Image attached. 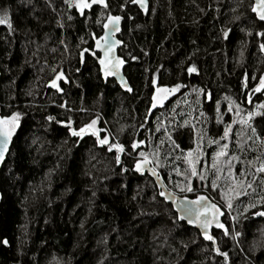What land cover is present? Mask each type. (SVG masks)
I'll return each instance as SVG.
<instances>
[{
  "label": "trees",
  "instance_id": "1",
  "mask_svg": "<svg viewBox=\"0 0 264 264\" xmlns=\"http://www.w3.org/2000/svg\"><path fill=\"white\" fill-rule=\"evenodd\" d=\"M106 2V10L96 5L81 16L63 0H0V12L11 18V27L0 25V116L22 113L0 172V241H7L0 243V264H264V217L244 211L264 197V173H255L264 143L240 122L264 103L261 91H253L264 75V35L256 36L264 23L251 12L252 0H150L146 13L125 0ZM108 12L122 17L118 55L127 63L130 93L105 82L92 55L78 54L94 49L92 35H103ZM189 66L196 71L188 73ZM53 69L68 80L57 81L62 92L49 86ZM153 75L157 86L182 88L151 110ZM69 119L74 128L97 119L101 138L125 146L121 163L96 137L70 136ZM260 119L252 121L258 130ZM133 141H143L137 151ZM224 143L227 157H214ZM140 152L169 190L206 194L224 209L229 235L222 229L211 235L227 261L178 219L148 174L135 172ZM192 169L202 176H191ZM241 169L256 180L234 199L229 177L241 178ZM189 181L193 191H179L177 184Z\"/></svg>",
  "mask_w": 264,
  "mask_h": 264
},
{
  "label": "snow or ice",
  "instance_id": "2",
  "mask_svg": "<svg viewBox=\"0 0 264 264\" xmlns=\"http://www.w3.org/2000/svg\"><path fill=\"white\" fill-rule=\"evenodd\" d=\"M63 3L67 5L68 9H75L76 13H79L81 16L85 15V10H91L93 6H100L103 9L108 8V4L106 0H63ZM133 4L138 5L140 10L146 9V0H125V4ZM125 4H122L120 6L121 11L124 10ZM251 12L255 13L256 19L264 22V0H255V3H253L250 7ZM67 15L68 20L73 19V15L65 13ZM122 17L120 15H112L110 12L106 14L105 22L103 23L104 28V34L99 36L97 38L95 35H92V39L95 42V48H84L82 49L78 54L81 57V60H83V57L85 53H89L93 56V58L96 60V63L99 64V73L102 78H104L105 82H107V78L110 76L116 77V79L120 82L121 87L128 89L131 91L130 88H128V85L124 82L123 78L120 76V67L125 63V61L118 56L113 54V48L116 44L121 43L119 40H111V34L114 32H118L119 29V23L121 21ZM131 19V17H129ZM97 24L101 23V19L99 16H97L96 20ZM59 23V21H58ZM7 24L9 27H11V23L8 19L7 11H5L4 16L0 17V25ZM264 35V33L258 31L256 32V36L260 37ZM229 37V30L228 29H222V38L227 39ZM261 52H264V44L260 45ZM97 52L100 53V55H97ZM132 59H136V57H131ZM196 69L194 66H189L187 68L188 73L195 72ZM54 76L49 81V86L54 88L57 92H62L63 89L60 88L57 84L58 80H63L64 83H68L67 78L64 76L62 72H56L55 69H53ZM151 84L155 88V92L151 93V104L152 107H156V102L159 100L161 105L163 103V100L167 98L169 94H173L176 91L180 90L182 88V85L180 83H176L171 87L168 86H157V79L155 75L151 77ZM264 88V75L259 77V86H257L253 91L259 92L261 89ZM200 90H197V93L199 94ZM157 93H160L159 97L157 96ZM249 103H251V97L248 98ZM63 107V105H61ZM240 114L239 106H237V115ZM203 115V113H201ZM260 117L261 119L258 121L259 124L264 125V103L257 104L256 108L252 109L251 111H248L247 115L241 119V123L248 129H250L252 136L255 137V141H259L264 143V128H261L258 130V128L252 123V121L256 118ZM22 119V113L13 111L10 114L2 115L0 116V162H3L5 160V154L8 151L9 143L13 139V136L17 132V129L20 127ZM47 120L52 121L54 118L49 116L46 117ZM235 122V121H233ZM58 123L64 124L63 121H58ZM73 122L71 119L67 121L65 124V127L67 129V132L72 137L77 138H83L85 135H91L96 137V143L98 145L107 146V150L109 152H112L113 149H115V160L117 164L121 163L120 154L124 152L125 146L120 143H110L109 142V136L105 135L103 138H101L98 133L102 131V129H98L96 127L97 125V119H92L87 124H84L78 128H74L72 126ZM231 128V125H226L223 131V136L221 137L222 140H227L229 136V130ZM169 140H172L171 137H169ZM138 143H143V141H133L132 142V149L135 150ZM209 144L217 143L215 140H209ZM172 144L175 147H179L175 144V141H172ZM228 147L227 143H224L220 145V151L215 152L213 155L214 157H220L225 156L227 157V153L223 151V149H226ZM183 151V150H181ZM195 149H190L189 152H193ZM139 156L142 157L140 160L135 161V171L136 172H143V168L147 166L151 161L146 156L145 153L140 152ZM235 158V157H233ZM195 160H198V157L195 158ZM229 163V172H231V164ZM251 166L252 162H248ZM219 161L214 160V167H217V178L219 173V167H218ZM191 167V165H190ZM151 174L153 176H157V173L154 169H149ZM255 173H264V163H261L259 167L255 169ZM255 173L246 172L243 169L240 171V177L236 178L234 176H230L229 179L231 180V184L228 186L227 192L232 195V198L238 199L241 195H247V189H252L253 182L256 180ZM177 175H180L179 171H177ZM191 176H197L201 175L202 173L198 172L195 169H192L190 172ZM243 177H251L250 180L243 179ZM185 180H188V177L185 176ZM261 183H264V179L260 181ZM177 188L179 191L184 192L193 191V187L190 183V181L184 185L177 184ZM217 185L216 180L214 179L212 181V190L216 191ZM264 190V189H262ZM161 197H167L170 194L161 191L159 193ZM220 196L222 199L225 197V192H221ZM207 197L203 195H198L195 200L192 201H186V204L189 205V207H182L184 215L178 216V219L184 220L187 218V222L189 225H194L197 228L200 229L201 234L203 235L205 240L211 241L213 244V250L217 252L218 255H222L225 258V261L228 259V254L225 252L219 251L215 247V237L214 235L209 234V229L212 228L214 225L217 229L224 230V235H229L228 230L225 228V225L220 221L219 217L221 215H224L222 212L221 206H218L215 203H209L207 202ZM173 205L175 206V200L173 201ZM224 207H227L228 209H231L233 207L231 200L225 199V203L223 205ZM257 209L256 211L252 212L251 214L253 216H262L264 217V197H259L257 202L255 204H248L244 206V211L248 212L250 209ZM232 235L238 237L240 235L239 232H236L233 230ZM0 243L7 244V241H0Z\"/></svg>",
  "mask_w": 264,
  "mask_h": 264
},
{
  "label": "water",
  "instance_id": "3",
  "mask_svg": "<svg viewBox=\"0 0 264 264\" xmlns=\"http://www.w3.org/2000/svg\"><path fill=\"white\" fill-rule=\"evenodd\" d=\"M252 2L255 3V0H252ZM136 6H137V8L139 9V6H138V5H136ZM139 10H140V9H139ZM149 10H150V0H146V9H145V10H140V11L146 13V12H148ZM253 14L255 15V13H253ZM255 17H256V16H255ZM258 21H259V20H258ZM259 22H261V21H259ZM262 23H264V22H262ZM119 29H120V24H119ZM118 32H119V31H118ZM118 32H114V33L111 34V37H110L111 40H113V41H115V40H119L118 37H117ZM103 34H104V32H103ZM119 41H120V40H119ZM120 42H121V41H120ZM121 45H122V42L119 43V44H116V45L114 46V48H113V54L116 55V56H118L119 58L123 59L122 57H120V56L118 55V51H119ZM94 48H95V44H94ZM97 54L100 55L99 52H97ZM123 60H124V59H123ZM124 61H125V60H124ZM126 64H127V63H126V61H125V63L120 67V76L123 78L124 82L128 85V88L131 89L130 84H129V82H128V80H127L125 74H124V70H125ZM98 66H99V64H98ZM0 76H1V73H0ZM103 80H104V78H103ZM108 80H113V81H115V83L118 85V87H119L123 92H125V93H130V92H131V91H129L128 89L121 87L120 82L116 79V77H114V76H110V77L107 78V81H108ZM104 81H105V80H104ZM9 145H10V143H9ZM137 150H138V145H137L135 151H137ZM7 152H8V151H7ZM7 152H6V154H5V159H6V156H7ZM4 162H5V160H4L3 162H0V172H1V169H2V166H3ZM149 169H153V168L148 164L147 166H145V167L143 168V172H142V173H140V172H136V171H135V172H136V173H139L140 175H143V174H145V173L148 174V175L154 180V182H155L157 188L160 190V192L163 190V191H165V192H167V193L170 194V195L167 196V197H161V198L165 201V203H167L168 205H170V206L173 208V210H174V212L176 213L177 217L180 216V215H184L181 206L189 207V205L186 204V201H192V200H195L196 197H195V198H189V197L180 196V195H178L177 193H175V192L169 190V189L166 187V185H165L163 179L160 177V175L156 172V173H157V176H153V175L151 174V172L149 171ZM202 195L208 198V199H207V202H209V203H215V202H214L209 196H207L206 194H202ZM174 200H175V206L173 205V201H174ZM215 204H216V203H215ZM218 206H219V205H218ZM221 209H222V212L224 213V215H221V216L219 217V219H220V221H221L222 223H224V220H225V217H226V212L224 211L223 208H221ZM260 218H263V217H262V216H255V219H260ZM179 220H180V219H179ZM180 221H182L183 223H185L187 227H189V228H191V229H194V230L198 231V232L201 234L199 228H197V227L194 226V225H189V224H188V222H187V218H185L184 220H180ZM217 230H219V229L215 228V226L213 225L212 228H210L208 231H209V234H211L212 232L217 231ZM201 235H202V234H201ZM4 245H5V244H4ZM5 246H7V244H6ZM11 264H12V263H11Z\"/></svg>",
  "mask_w": 264,
  "mask_h": 264
},
{
  "label": "rangeland",
  "instance_id": "4",
  "mask_svg": "<svg viewBox=\"0 0 264 264\" xmlns=\"http://www.w3.org/2000/svg\"><path fill=\"white\" fill-rule=\"evenodd\" d=\"M4 14H5V10L1 11V12H0V17L4 16ZM7 14H8V19H9V21H10V20H11V18H10V14H9L8 12H7ZM5 25H7V24H5ZM154 92H155V91H154ZM174 94H176V92L173 93V94H169V95L167 96V98L163 100L162 105H161V103H160L159 100L156 102V107L153 108V107H152V104H151V110H154L155 108H158V107H162V106H163V105L169 100V98L172 97ZM160 95H162V94L157 93V96H158V97H159ZM261 95H262V100H264V89L261 90ZM96 127H97V125H96ZM193 158H195V157H193ZM225 209H226V208H225ZM226 211L229 212L228 209H226Z\"/></svg>",
  "mask_w": 264,
  "mask_h": 264
}]
</instances>
